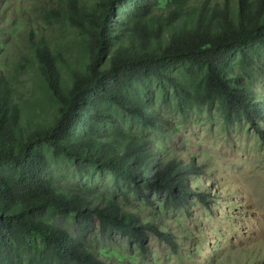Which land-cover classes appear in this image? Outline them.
I'll return each instance as SVG.
<instances>
[{
    "label": "trees",
    "instance_id": "trees-1",
    "mask_svg": "<svg viewBox=\"0 0 264 264\" xmlns=\"http://www.w3.org/2000/svg\"><path fill=\"white\" fill-rule=\"evenodd\" d=\"M41 1L42 28L56 23L73 35L35 40L39 30L30 28L34 60L21 68L33 69L56 103L40 123L16 98L0 27V264H151V238L173 233L121 200L185 211L208 206L209 192L192 185L204 167L184 161L165 120L139 94L156 84L183 113L216 104L225 125L244 121L262 141L264 101L237 84V72L264 55V0ZM16 21L6 30L18 32ZM66 170L97 171L113 193L74 187ZM69 219L76 236L58 223ZM94 220L102 237L119 234L128 249L92 247Z\"/></svg>",
    "mask_w": 264,
    "mask_h": 264
},
{
    "label": "rangeland",
    "instance_id": "rangeland-1",
    "mask_svg": "<svg viewBox=\"0 0 264 264\" xmlns=\"http://www.w3.org/2000/svg\"><path fill=\"white\" fill-rule=\"evenodd\" d=\"M4 1L5 4H0V27L2 37L10 41L2 55L8 65L7 75L28 117L47 123V116L55 110L56 103L51 104L44 97L34 70L21 68L25 59L34 60L28 44L30 28L39 30L35 40L42 35L56 39L60 32L63 36L73 33L56 23L42 28L47 19L43 16L41 0ZM15 19L22 27L11 33L6 27ZM27 24L31 26L26 28ZM78 56L75 54L71 60L75 61ZM237 73L240 79L237 84L248 86L264 101V55L246 74ZM139 95L165 120L164 125L173 135L171 144L178 147L184 161L194 157L204 167V175L192 185L209 192L206 193L208 206L194 203L185 211L167 210L161 204L147 207L132 197L121 200V204H128L129 210L145 221L156 224L165 233H173L171 238L166 234L151 238L150 250L154 254L151 264H264V126H261L263 140L260 141L244 121L225 125L216 104L194 107L183 113L174 97L164 96L156 84H149ZM46 106L50 107L47 112ZM136 129L141 131L138 125ZM65 181L104 197L113 193L112 182L97 171L79 177L66 170ZM58 223L76 236L73 219ZM99 228L98 222L92 221L89 236L92 247L108 244L112 249L116 246L128 249L121 235L114 234L108 240L101 236Z\"/></svg>",
    "mask_w": 264,
    "mask_h": 264
}]
</instances>
